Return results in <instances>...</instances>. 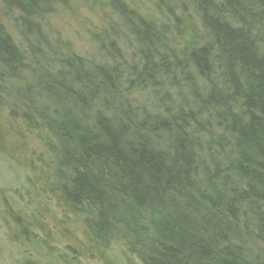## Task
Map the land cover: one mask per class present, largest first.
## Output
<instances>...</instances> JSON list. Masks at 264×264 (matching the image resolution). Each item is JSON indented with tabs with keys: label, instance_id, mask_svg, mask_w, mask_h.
Returning a JSON list of instances; mask_svg holds the SVG:
<instances>
[{
	"label": "trees",
	"instance_id": "obj_1",
	"mask_svg": "<svg viewBox=\"0 0 264 264\" xmlns=\"http://www.w3.org/2000/svg\"><path fill=\"white\" fill-rule=\"evenodd\" d=\"M0 120L21 264H264V0H0Z\"/></svg>",
	"mask_w": 264,
	"mask_h": 264
},
{
	"label": "rangeland",
	"instance_id": "obj_2",
	"mask_svg": "<svg viewBox=\"0 0 264 264\" xmlns=\"http://www.w3.org/2000/svg\"><path fill=\"white\" fill-rule=\"evenodd\" d=\"M84 12V11H82ZM82 12L78 13V16L75 19L67 18L65 15H62L57 19V24L60 26L61 29H64L68 36H71L69 33L75 32V29L78 28L80 24H84V17L85 15ZM78 36H75L74 42L79 45H85L83 42L85 38L84 33L80 28L78 29ZM76 33V32H75ZM78 45V46H79ZM2 116V115H1ZM1 121V120H0ZM20 133V132H19ZM22 136V135H21ZM22 138L30 143V140L26 137ZM26 158V156H23ZM23 157L20 154H15L16 159H12L7 153L0 152V211L3 209L1 202L7 200V202L15 204L20 203L17 200V190L26 193V184H25V177H26V169L24 167L25 164L22 163ZM22 163V164H21ZM17 208H21V205L15 206ZM51 208H54L52 205ZM23 210L27 211L29 208L23 206ZM4 216L0 212V264H21L22 263V256L20 253L17 252V248L11 244V241L8 239V234H10L9 229L7 230V225L5 226V220L3 219ZM59 224H57V227ZM62 227H66L69 232H74L77 236L80 235L78 229H74L73 224H64L61 225L59 228L55 229L54 231L57 232L58 230H64ZM52 229V227H50ZM57 230V231H56ZM76 230V231H75ZM53 232V231H52ZM66 234V233H65ZM40 235V234H39ZM42 235V234H41ZM72 236L71 234H68ZM77 236V237H78ZM59 236L56 233L51 241V244L55 247L62 248L63 245L58 243ZM72 241H67V244L71 245ZM119 248L118 246L114 247L110 250L109 254L105 257H98L95 256L93 258L88 259H80L79 264H123L121 259L119 258ZM34 259L35 255L33 254ZM46 261L41 260L40 264H55L52 258H46ZM75 264V261L73 262Z\"/></svg>",
	"mask_w": 264,
	"mask_h": 264
}]
</instances>
